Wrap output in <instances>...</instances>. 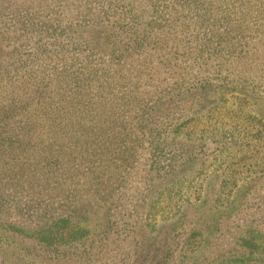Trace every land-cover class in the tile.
<instances>
[{
	"label": "trees",
	"instance_id": "16d2710c",
	"mask_svg": "<svg viewBox=\"0 0 264 264\" xmlns=\"http://www.w3.org/2000/svg\"><path fill=\"white\" fill-rule=\"evenodd\" d=\"M254 15L261 24L251 34L264 33V0H0V173L12 180L29 169L34 190L53 184L56 192L26 216L6 214L0 192V243L13 249L4 256L23 251V261L38 249L69 264H107L115 233L145 206L153 217L161 197L188 176L182 169L204 154L202 144H177L184 124L176 122L200 112L197 93L222 97L231 78L264 69L262 49L250 56L243 46ZM252 167L260 184L234 196L223 184L214 203L207 195L191 207L206 210L210 232L224 215L256 210L258 224L237 237L225 264H264V166ZM81 186L83 194L74 193ZM203 190L195 189L199 200ZM180 211L173 233L188 224ZM201 239L193 229L182 244L191 251ZM179 244L169 239L154 264H172Z\"/></svg>",
	"mask_w": 264,
	"mask_h": 264
},
{
	"label": "rangeland",
	"instance_id": "374dc122",
	"mask_svg": "<svg viewBox=\"0 0 264 264\" xmlns=\"http://www.w3.org/2000/svg\"><path fill=\"white\" fill-rule=\"evenodd\" d=\"M257 9L258 7L254 8L255 11H252V14L259 13L256 12ZM251 21L250 27L253 30L247 34L248 36L260 26L261 17L254 15ZM99 32L102 33L99 35L102 40L105 34L102 31ZM247 38L243 46L247 52H250V56L260 49H262L261 54H264L263 31L259 34H251ZM255 45L258 48H253ZM262 75H264V69L257 75V78L248 80L231 78L229 88L226 86L222 90L224 91L222 97L207 91L197 93L200 112L197 115H183L176 122L184 124L180 129L182 141L180 140L177 144L194 147L202 144L205 146L204 154L198 156L199 162L190 171L182 169L181 175L188 172V176L175 185L171 192L161 197L153 217L147 218L148 208L145 206L141 210L139 220L130 219L128 229L123 227L118 235L115 233L113 237L117 239V248L108 251L107 260L113 257L107 264H127L132 261L137 264H154L165 251L167 241L173 236L175 241L181 244L171 249L175 256L172 264H225L229 262L231 255H235L237 237L248 225L258 224L256 210L237 209L230 215H224L217 219L216 229L210 232L207 229L212 230L214 226L211 222L205 221L206 210L202 207L200 209L191 207L194 205L199 207L200 202L207 195L210 196V203H214L223 184L228 185L224 194L230 191L233 196L238 193L239 188L253 186L255 183L260 184V179L257 178L259 170L252 166L258 164L260 169L264 166V80L260 79ZM64 108L65 112L71 109L69 105ZM176 123L171 124L170 132L178 127ZM183 135L184 138H190L184 140ZM250 147H255L262 154L258 158L252 157L251 154L247 155ZM184 149H190V147H184ZM8 177H10L9 174L6 177L5 172L0 173V192L5 201L6 206L3 209H7L6 214L18 213L22 216L25 213L35 214L41 210L36 204L48 205L51 198L56 195L53 184L34 190V186L39 182L36 173L29 169L17 174L15 179L11 180V177L10 179ZM169 184L171 183L168 179L161 183L160 189L165 190ZM136 187V184L132 183L133 190ZM140 187L142 186H138ZM200 187L204 189L200 192L201 200L195 194V189ZM81 189L82 186L79 187L80 191H74V193L83 194ZM160 189H156L155 194ZM207 190L210 193H206ZM169 194L173 196V200L168 210ZM229 202L231 203L226 200L224 204L229 205ZM28 205L30 208L27 207ZM178 209L185 213L188 224L185 223L184 227L173 233L172 225L178 219ZM223 209L227 210V208ZM193 229L199 230L202 243L197 247H192L190 251L182 244V241ZM126 235L132 239L130 244L125 243L128 240ZM12 250V247L8 248L0 243V264L68 263L65 260L42 258L39 256L40 250L38 249L34 250L33 256L23 261V251L14 258L12 257L13 259L6 258L4 253L6 251L10 253ZM125 253H129L132 257L130 261L124 258Z\"/></svg>",
	"mask_w": 264,
	"mask_h": 264
}]
</instances>
